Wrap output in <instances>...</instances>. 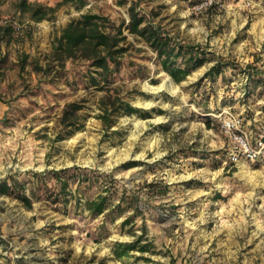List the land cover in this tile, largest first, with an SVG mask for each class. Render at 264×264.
I'll return each mask as SVG.
<instances>
[{
    "label": "rangeland",
    "instance_id": "1",
    "mask_svg": "<svg viewBox=\"0 0 264 264\" xmlns=\"http://www.w3.org/2000/svg\"><path fill=\"white\" fill-rule=\"evenodd\" d=\"M120 1L61 5L37 23L19 0H0V18L15 30L0 38V181L74 166L129 188L163 181L166 195L145 212L154 247L116 259L113 244L133 240L124 217L92 218L74 201L32 199L26 208L0 195V264H264V149L233 160L224 127L240 119L252 147L264 136V0ZM132 3L177 41L200 45L205 62L175 83L126 29ZM84 14L121 33L122 65L108 82L90 62L52 54ZM140 225L139 217L137 235Z\"/></svg>",
    "mask_w": 264,
    "mask_h": 264
},
{
    "label": "trees",
    "instance_id": "2",
    "mask_svg": "<svg viewBox=\"0 0 264 264\" xmlns=\"http://www.w3.org/2000/svg\"><path fill=\"white\" fill-rule=\"evenodd\" d=\"M81 0H61L55 7H48L19 0L18 8L22 13H28L34 22L50 18L61 5ZM127 0H121L123 5ZM129 23L126 27L129 33L140 37L156 55L157 63L173 79L181 83L204 62L205 50L200 45H187L163 31L159 26L147 21L145 14L137 9V3L128 8ZM103 17L97 14H84L79 19L70 21L62 30L52 47V54L58 61L82 58L96 68V72L105 82L113 80L114 74L122 65V53L125 48L120 45L121 33L111 34L105 31ZM15 32L12 25L0 27V38L11 36ZM219 66L210 69L213 74L219 73ZM210 74V73H209ZM92 82H96L94 77ZM120 102V109L127 113L138 111L127 103ZM67 108H78L70 104ZM119 107L114 106V111ZM105 114L108 109H103ZM67 110L65 113L67 114ZM101 118H106L102 115ZM208 120V119H207ZM209 125V123L207 122ZM33 180L19 181L13 176L0 181V195L19 200L26 208L32 206V199H45L56 206L68 202L82 206L92 218L103 217L114 220L124 217L122 226L130 225L128 233L133 237L131 242L116 241L113 244V255L116 259L136 251L141 254L149 252L153 243L147 237L145 212L151 201L165 196L168 186L163 181L136 184L126 187L114 178L112 173L104 174L88 168L70 167L58 171H48L45 174H32ZM51 182V184H49ZM30 184V185H29ZM142 220L138 228L141 234H136V219Z\"/></svg>",
    "mask_w": 264,
    "mask_h": 264
},
{
    "label": "built area",
    "instance_id": "3",
    "mask_svg": "<svg viewBox=\"0 0 264 264\" xmlns=\"http://www.w3.org/2000/svg\"><path fill=\"white\" fill-rule=\"evenodd\" d=\"M8 24L0 18V27ZM242 123L240 119L233 118L225 123V132L231 139L230 155L233 160L245 158L248 160H256L260 155V149H264V136L258 142V147H252L247 133L241 129Z\"/></svg>",
    "mask_w": 264,
    "mask_h": 264
}]
</instances>
